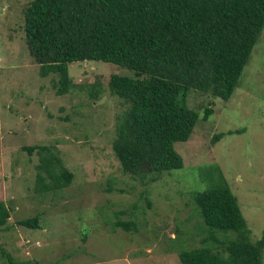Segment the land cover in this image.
Returning <instances> with one entry per match:
<instances>
[{
    "label": "rangeland",
    "instance_id": "374dc122",
    "mask_svg": "<svg viewBox=\"0 0 264 264\" xmlns=\"http://www.w3.org/2000/svg\"><path fill=\"white\" fill-rule=\"evenodd\" d=\"M30 1L0 0V197L12 208L0 230L9 253L0 252V264H181L182 248L211 244L221 250L213 241L204 243L209 231L192 198L219 182L212 165L221 168L238 197L252 239L261 238L264 30L230 99L189 91L188 105L199 119L191 138L175 143L184 166L149 180L125 173L113 150L127 105L108 82L112 74L134 77L135 71L101 60L71 61L75 87L58 94L54 75L40 74L25 41L23 10ZM206 107L213 108L208 119ZM240 129L245 130L228 133ZM41 144L58 147L74 173L69 186L37 191L39 154L24 146ZM37 215L38 227L17 222ZM118 220L131 223L130 229L117 226Z\"/></svg>",
    "mask_w": 264,
    "mask_h": 264
},
{
    "label": "trees",
    "instance_id": "16d2710c",
    "mask_svg": "<svg viewBox=\"0 0 264 264\" xmlns=\"http://www.w3.org/2000/svg\"><path fill=\"white\" fill-rule=\"evenodd\" d=\"M23 14L29 54L42 76L54 75L58 94L75 87L71 61L101 60L135 71L134 77L112 74L108 82L127 105L116 124L113 150L125 173L149 180L184 166L175 143L189 140L199 119L188 105L189 91L230 99L264 30V0H31ZM98 85V80L92 85L96 93ZM212 113L206 107L204 119ZM224 135L215 134L212 142ZM24 149L39 154L38 192L72 183L74 173L56 145ZM211 169L219 182L194 191L192 198L209 231L204 243L213 241L221 250L211 244L182 248L181 264H264V234L252 239L223 171L218 165ZM11 212L0 197V230ZM17 222L38 227L40 216ZM116 225L130 229L131 223ZM0 252L9 254L1 243Z\"/></svg>",
    "mask_w": 264,
    "mask_h": 264
}]
</instances>
